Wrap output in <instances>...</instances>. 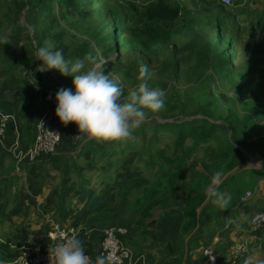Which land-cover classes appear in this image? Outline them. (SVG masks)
Listing matches in <instances>:
<instances>
[{
	"label": "trees",
	"instance_id": "obj_1",
	"mask_svg": "<svg viewBox=\"0 0 264 264\" xmlns=\"http://www.w3.org/2000/svg\"><path fill=\"white\" fill-rule=\"evenodd\" d=\"M104 1L105 4H102ZM115 1L50 0L48 8L58 3L63 18H66L68 12L97 11L102 8V15L97 13L98 17L91 21L88 33L86 28L87 37H80L78 46L75 45L67 57H83L86 52H92L97 57V49H101L107 57L112 50L107 36H116L117 31L121 33L124 30L126 33L122 34V38L117 37L119 49L125 50L124 57L119 62H110L116 65L113 69L126 86L127 90H122L126 95L128 90L138 85L139 65L147 64L151 71V78L147 81L149 86L164 89L166 93L165 105L161 109L163 113L147 114L146 119L150 120H145L139 128L133 130L132 139L107 142L102 147L98 146L97 140L88 139L71 150L74 148H69L73 145L70 142L71 135H65L61 140V152L68 148L71 151L64 156V162L57 166L58 170L63 174L68 170L77 175L78 186L84 188L92 181V177L86 178L80 168L92 170L102 180L112 181L110 171L114 166L122 165L131 154H135L134 160L144 165V169L138 172L144 175L142 178L145 181L136 186L132 178L128 179L119 187L113 200L90 204L88 218L97 223H107L118 221L124 214L130 213L133 215L132 229L147 234L156 225L167 195L176 191L179 203L175 206L177 210L174 206L172 208L178 216L175 226L177 245L173 247L169 243L166 254L175 256L177 264H208L203 250L212 244L216 234L220 236L219 244L223 249L229 240V233L220 230L221 217L238 208L241 196L255 188L264 173V168L240 167L247 163L246 153L254 151L249 142L254 136L253 131L260 127L257 122L261 118L255 117L256 111L253 108L246 114L240 113L247 80L242 82L241 87H234L238 77L264 76V8L243 7V0H235L228 6L219 0H199L203 4L200 6L201 13L194 14L176 0H146L139 4L128 2L120 6ZM197 3L193 2L195 6ZM41 4L42 0H0V7L9 10L5 17L10 20L14 16L12 24L19 35L25 33L17 23L22 7L25 5L26 8L31 6L38 9ZM121 7H125L126 12ZM244 14L247 18L243 20L241 18ZM81 23L83 28L87 19L81 17ZM29 34L27 30L26 36ZM37 38L36 34L32 36L34 42ZM33 41L27 58L24 56L19 59L17 53L18 65L23 63L25 67H37L42 63L35 58L36 49L42 44L39 42L34 45ZM7 43L19 46L16 37L0 41L2 45ZM247 43L254 53L250 54L249 66L237 72L233 67V53L242 54ZM156 59L163 63V68L157 72L164 77L167 75L164 80H157L155 77H158V73H152L150 61ZM13 63L0 45V89L12 79L22 77L14 69ZM51 72V79L46 78L45 81L50 84L57 82L56 91L65 85V88L73 87L71 83L67 85V78L57 70ZM168 78L176 83L188 84L185 91H189V96L179 95L176 85L167 84ZM233 88L236 99L229 96ZM216 89L218 96L215 95ZM54 91L50 90L51 93ZM75 133L72 132V136L78 135ZM35 137L34 134L33 139ZM8 141L12 142L11 139ZM258 153L264 155V150ZM55 155L58 154L44 155L33 162H25L21 169L27 176L30 166L41 159L49 162ZM79 159L83 160L84 166H80ZM233 170L218 186L219 191L230 196L227 208L220 209L208 198L205 188L216 171H222L225 176ZM15 174L17 177H13H21ZM121 201L125 204L124 214L117 212ZM54 204L52 209L55 208L56 212L65 206L62 197L59 203ZM167 218L173 219L175 216L170 217L168 214ZM57 221L65 225L59 214ZM250 221L251 218L247 228H250ZM253 235L254 248L250 246L246 252L232 256L231 264H264V227ZM13 239L16 238L7 237L0 241V259L7 264H15L23 252L22 247L37 243V240L29 245L20 242V248H16L12 245ZM122 239L129 247L125 236ZM256 250L259 257L253 258ZM137 252H140L139 248ZM222 258L223 255L220 260ZM218 264L227 263L221 261Z\"/></svg>",
	"mask_w": 264,
	"mask_h": 264
},
{
	"label": "rangeland",
	"instance_id": "obj_2",
	"mask_svg": "<svg viewBox=\"0 0 264 264\" xmlns=\"http://www.w3.org/2000/svg\"><path fill=\"white\" fill-rule=\"evenodd\" d=\"M143 1L146 0H116L115 2L118 3V5H123L126 4L128 2H132L134 4H139V3H143ZM177 2H179L181 5H184L188 8V10L194 14H199L201 13V8L200 6H203L202 2L199 1L197 3V6H195L193 4V2L191 0H176ZM235 1V0H233ZM50 3V0H42V4L40 6V8L38 9H33V7H25V5L22 7V11L18 16V21L17 23L22 26L23 30L25 31L24 34L19 35L18 33L15 32L13 24H12V20L14 19V16L9 20L7 17H5V14L9 12L8 8L6 7H0V36H3L6 38H10V37H16L18 40V44L19 46H14L13 43H7V44H0L2 50L4 51V53L9 57L10 61L14 62V69L17 70V72L19 74H21V78H16L13 82H11L9 89H12L15 92V94L17 96H19L20 92L23 91L24 92V97L22 98L21 102L19 101L18 103L16 102V106L17 108H21V110H23V108H25V114L22 116L23 121L26 120V124L29 121V124L27 126V128L24 129L23 131V135L21 136L20 133H18V131H16L15 128V133H14V137H10L8 135L9 133V126H11V120L10 117L7 113L0 111L1 114L7 115L8 116V128H7V136H8V140L11 139L12 141H19L23 147H28L30 145L33 144L34 140L33 136L35 134L36 136V123L38 122L39 118L37 119L35 126H33L32 122L30 121V118H28L30 116V108H26L29 107V104L34 105L37 102L38 96L40 94H42L44 91L49 92L50 90H56L57 88V82L56 83H48L45 81L46 78L51 79V77H49V73H52L51 70H46V71H38V66L41 64L39 63L38 66L36 67H25V65L22 63L20 65L17 64L18 61V52H19V59L21 57H26L28 56V54L30 53V43L33 41L32 40V36L35 34L37 35V40H35V42L33 41L34 45H37L40 42V45L45 42V41H53L55 42L56 46L61 48L64 52L65 57L69 56L72 52L73 47L76 45V47L78 46V39L80 37H87L86 33V28H87V33H88V27L91 23V21L97 19L98 15L97 13H99V15H102L103 13V9L99 8L97 11H85V10H81V11H75L76 13H67L65 14L66 18H63L61 16V12L59 10V6L58 3H53L51 8H48ZM102 4H105V1L102 2ZM243 7L245 6H251L253 8H257V9H263L264 8V0H243ZM199 7V8H196ZM125 12L126 10L124 9L125 7H121ZM120 9V7L118 8ZM84 12V13H83ZM81 17L87 19V23L83 24V28H82V23L79 24L81 22ZM247 15L244 14L242 16L241 19H246ZM239 24L242 25V23L238 22ZM250 24V23H249ZM30 31V34L28 36H26V31ZM124 30H122L123 32ZM118 33L116 36H111L108 37V44L109 46L112 47L111 52H109V55L107 57H105L103 55V53L100 51L101 49H97L96 51H98V58L97 60H103L104 63L102 65V70L105 74H110V77L121 84V87L123 88V90L125 91L126 86L121 82V80L118 77V72L115 71V66L116 65H112L110 64V62L112 61H117L119 62V60L124 57L125 54V50L124 48H122V50L119 49L118 47V41H117V37L120 39L122 38V34L126 33L125 31L123 33ZM29 38V40H28ZM248 42V41H247ZM93 43V42H92ZM19 47V48H18ZM251 45L249 43H247L245 50L243 51L242 54H239L237 52H234V61H233V67L235 68V70L238 72L240 70L245 69L246 66H249L250 61H249V57L250 54L254 53V51L250 48ZM244 53L246 56H244ZM257 54V53H255ZM259 54H257L256 56H258ZM254 56V55H253ZM26 61V59H24ZM118 67H122V65H119ZM150 67L152 68V73H158L157 71L161 70L163 68V63L161 60H153L150 61ZM53 74V73H52ZM158 77H155L157 80H164V78L167 76L165 75H160L158 73V75H156ZM67 79L65 80V82H67V85H70V83L72 84V77L70 76H65ZM63 79V78H62ZM64 80V79H63ZM235 84L234 87H241L243 85V81L247 80V85H244V94L243 95L244 98V102L242 107H240V113L242 114H246L247 111L252 110V108L256 111L254 112L256 114V118H261L259 119V121L257 123H262V126H260L257 130H254V136L252 138V140L249 142L250 146L252 145L253 147H251L252 150H254L252 153H246L247 154V163L244 165V168H257V166L259 165H264V155L263 154H259V152L264 150V146H257L260 142L264 141V135H261L262 133H264V76H261L259 74V76H256V78H251V77H243L242 79L240 77H238L237 79H235ZM167 84L171 85L174 84L176 85L177 89L179 90V95H181L182 97L187 95L189 96V91H185L186 89H188V84L183 83H176L175 81H173L172 79H166ZM61 82V81H60ZM62 83V82H61ZM60 85L63 86V83ZM59 85V86H60ZM66 87V85H65ZM229 87H231L229 85ZM28 90V92L26 91ZM127 90V89H126ZM232 91L229 92V96L231 95L232 98L236 99V96L233 92H235L234 88L231 89ZM13 92V91H12ZM216 96H218L219 92L216 89L215 92ZM195 95V94H193ZM36 96V97H35ZM34 98V100L31 101V99ZM217 98V97H216ZM16 101V100H15ZM29 102V104H28ZM32 102V103H31ZM263 105V107H261ZM52 106V105H51ZM53 107V106H52ZM49 109H52L50 107H47ZM54 108V107H53ZM53 112L55 113V108L52 109ZM219 111V110H218ZM163 111L160 110L158 111L156 114H162ZM16 116V115H15ZM159 116V115H157ZM24 117V118H23ZM263 119V120H262ZM145 120H150L149 118ZM56 122H58V125L60 127L61 133H62V139L63 137H66L65 135H69L72 129H70V123H68L67 125H64L59 118L56 116ZM33 126V127H32ZM69 126V127H68ZM75 130H78L76 124H75ZM259 133V134H258ZM80 134V133H79ZM72 138V142L71 144H73L71 147H74L71 150H74L76 148V146L78 144H83L86 141L84 140H88L87 138L83 139L84 142H82V140H77L75 138V136H71ZM61 139V140H62ZM107 142H102V141H98L97 144L99 147L104 146V144H106ZM61 147H62V143L58 145L56 151L54 154H58L56 155V157H54L53 160H50L49 163H47L43 168L40 169H36V171L33 169V171H30L29 175L27 174V176L25 175L26 173L24 172V175H21V182H28L29 185H31V188L29 189L30 192L28 193V195H35L38 194L37 196L42 195L41 199L39 200L40 204L33 202V201H29L28 200V213L25 215L27 218L25 219L23 216H18V217H13V219H7L4 222H2L1 224H3V230L4 232H8L9 234H17V235H10V237H15L17 240V244H18V240L20 241H27L26 243H33L32 241L34 240V233L36 231H39V228H44V226L46 225V218L40 219L38 216H36L34 214V212H37V210L45 212L47 214H50L56 221L58 219V214L61 216L62 222L65 223L66 225H71L73 223L74 220H78L79 223V238H87V236L85 235V232H87V227L88 226H92V229L95 230H99L100 228L102 229V227H108V226H128L131 222V220L133 219V215L130 213H123L124 210V202L121 201L118 207L117 212L118 213H123L124 215L121 217V219H119L118 221H107V223L105 222H100L97 223L95 221H93L94 223H92L90 221V219L88 217H86V213L84 212V208H85V203H83L82 198L85 197L86 195H89V192H93V189H89L91 191H85L83 193H80L79 195H75L72 196L71 200L69 203H66V205L63 207V210L60 209L58 212L52 209V207H55L54 202L52 201V197H56V194L58 195V192L60 191V187L63 183H70L73 184V182L76 180V175L73 174L72 172H68V170H66L63 173H60L59 170H56L59 166L61 165L64 161V156L67 155L66 151H62L61 153H58L61 151ZM68 148V149H69ZM116 150V149H115ZM135 154H131L122 165L116 167L114 166V168L110 171L111 176L113 177L112 181H105L102 180V178L100 176H98L97 174H93L92 170H87L85 171L86 178L92 177L93 182L91 186H94L96 188V194L102 198H105L106 200H112L115 196V194L117 193V191L119 190L118 188L124 184V182H126L128 179L132 178L136 184V186H138L139 183H142L145 181V179L142 178V176L144 175H140V173L138 172V170L140 169H144V165L142 162H136L135 160ZM78 163L80 164V166H83V160L79 159ZM98 165H102L101 162L98 163ZM54 168V170H53ZM80 169H83L80 168ZM108 173V172H107ZM106 173V174H107ZM230 173V172H229ZM147 174V173H146ZM25 180V181H24ZM72 180V181H71ZM251 190V189H249ZM253 191V190H252ZM175 192L176 191H172L171 193H169L165 199V202L163 204V208L166 209H172V207L177 206L178 200L176 199L175 196ZM260 192H264V189L261 191H258L255 193L254 199L253 196L250 199V201H248L247 203L241 205L238 209H236V211H234L233 214H238L239 211L245 212L246 215H251L249 214V212L251 211V209L253 207H255L254 210H252L253 212H256L259 209H263L264 210V198L262 197L263 195L260 194ZM22 193V192H20ZM86 194V195H85ZM30 197V196H29ZM36 196H34L35 198ZM37 198V197H36ZM132 198V196H131ZM208 201V199H206L205 203ZM37 205H36V204ZM90 201L87 202V204H89ZM11 206V214H17V210H19L22 206V204L19 205H14L13 203L10 204ZM13 206V207H12ZM247 206V207H246ZM16 207V208H14ZM246 207V208H245ZM177 210V207H175ZM179 208V207H178ZM245 208V209H244ZM201 209V207H200ZM244 209V210H243ZM250 210V211H249ZM31 212V214H30ZM80 213L81 216L79 217H74V215H76L77 213ZM258 212V211H257ZM18 215V214H17ZM14 216V215H13ZM22 217V218H20ZM74 221V222H76ZM12 222L14 223V227H12ZM31 223V230L28 232H32V233H28L25 236L19 234V229L24 226V223ZM29 223V224H30ZM237 223V221H236ZM238 224V223H237ZM245 225H247V222L245 221ZM33 228V229H32ZM127 228V227H125ZM127 228V229H128ZM89 229V228H88ZM132 230V229H131ZM129 230V234L130 231ZM12 232V233H11ZM218 235V234H217ZM131 239L134 237H137L138 235L135 234V232L131 233ZM131 241V240H130ZM214 242V240H213ZM210 246L214 247L215 250V254L217 256V264L222 262L225 263H229V261L227 262L226 259L227 257H229V254H231L234 250V248H236V244L233 245L231 248H229V246H227L228 241H226L225 243V247L224 249L221 247V245L217 242V243H213ZM16 244V242H15ZM27 244V245H28ZM240 244V243H238ZM131 249V248H130ZM132 250V249H131ZM133 252V259H134V263L133 264H153L150 257L149 256H145V257H140V253H136L135 250H132ZM223 255L224 258H222L220 260V256ZM233 256V255H232ZM138 257H139V261H138Z\"/></svg>",
	"mask_w": 264,
	"mask_h": 264
},
{
	"label": "clouds",
	"instance_id": "obj_3",
	"mask_svg": "<svg viewBox=\"0 0 264 264\" xmlns=\"http://www.w3.org/2000/svg\"><path fill=\"white\" fill-rule=\"evenodd\" d=\"M5 37L0 36V41ZM35 58L42 61L38 71L57 70L62 76L72 77V88L60 87L55 93V115L67 125L75 123L77 140L94 139L118 142L132 139L133 130L139 128L146 115L160 111L165 105L166 93L159 87H150L149 66L139 65L138 85L125 95L121 84L102 70L103 60L92 52L83 57H65L53 41H45L36 49ZM224 173L216 171L205 191L212 203L227 208L230 196L218 190ZM50 264H89V257L76 234L60 233L59 240L49 246ZM0 264H6L0 259ZM93 264H113L111 253L99 255ZM247 264V262H245Z\"/></svg>",
	"mask_w": 264,
	"mask_h": 264
},
{
	"label": "crops",
	"instance_id": "obj_4",
	"mask_svg": "<svg viewBox=\"0 0 264 264\" xmlns=\"http://www.w3.org/2000/svg\"><path fill=\"white\" fill-rule=\"evenodd\" d=\"M191 1L197 3V1H199V0H191ZM15 79H12L11 82H13ZM11 82L4 85L0 89V111L7 113L10 117L11 126H9L8 135L10 137H14L15 128H16V131H18V129H19L18 133H20V135L22 136L24 129L27 128V126L29 124V121L27 122V124L25 122L26 120L23 121L22 116L25 114L26 109L23 108V110H21V108L20 109L17 108L16 102L17 103L19 101L21 102L22 98L24 97V92L21 91L19 93L20 95L17 96L15 94V92H17V91L9 89ZM26 91L28 92V90H26ZM55 93H56V90L53 93H51L50 91L49 92L44 91L42 94H40L38 96L39 99H37L35 107H34L32 102H31L32 104H29V102H28L29 107L26 106V108L33 109V110H30V116L28 117V118H30V121L32 122L33 126H35V123H36L37 119L39 118L40 114L43 113V111L45 109H47V107H50L52 109H54L56 107ZM32 100H34V98H32L31 101ZM69 125H70V129H72L71 131H69L71 136H72V132L75 133L77 131L75 134H79V130H75V123L71 122ZM259 125L262 126V123H259ZM261 135H264V133H262ZM84 141L87 142V140H84ZM260 143L264 146V141H262ZM65 151H66V154H68V153L70 154L71 150L66 149ZM58 153H61V151ZM47 163H49V162L46 159L39 160L38 162H36L32 166H30L31 168L29 169V173H30V171H33V169L36 171V169L43 168ZM83 166H84V163H83ZM262 168H264V165H259V166H257L256 169H262ZM86 169L87 168H83V169H80V171H82V173L86 175V173H85V171H87ZM53 170H54V168H53ZM56 170H58V168ZM15 173H16V164H15L14 159L11 156L7 155L4 152V150L0 147V241L5 240L7 237H10V235H17V234H9L8 232H4L3 226H2L3 224H1L2 222H4L7 219H13V217L15 218L18 216H23L26 219L27 217L25 215L29 212L27 199H29V201L36 202L38 204H40L39 200L43 201V199H41L42 195H40V196H37L38 194L28 195V193L30 192L29 189L31 188V185H29L28 182L22 183L21 182L22 180L20 177H18V178L13 177V176H16ZM29 173H28V175H29ZM77 178H78V176L76 175V180L73 182V184L66 183V182L63 183L60 187V191L58 192V195L56 194V197H54V198L52 197V201L54 203H59L60 198L62 197L63 202L66 205V203L70 202L72 196L79 195L80 193H83L87 190L91 191L93 189V192H91V193L89 192L88 196L85 194L86 196L82 198L83 203H85V208H84L85 211L84 212L86 213V217H88V214H89L88 211H90V206H89L90 204L97 203V202L102 201V200L108 201V199L106 200L105 198H102L96 194V192H97L96 188L94 186H91L93 179L88 185H86V187L82 188V187L78 186L79 184L77 182ZM89 189H91V190H89ZM263 189H264V173H262V176H261L260 180L258 181L257 186L255 188L251 189V191L253 190V198L252 199H254L256 192L261 191ZM20 192H22V193H20ZM260 194L263 195L262 197L264 198V192H260ZM34 196H36L37 198L36 197L34 198ZM88 201H90L89 204H87ZM11 203H13V206L22 204V206H20L21 208L19 210H17V212H16L18 215L13 214L14 215L13 216L11 214L12 213L11 212V206H10ZM241 205H243V204H241ZM241 205H239L238 208ZM14 208H16V207H14ZM254 209H255V207H253L251 209V211L249 210L250 211L249 214H251V215H248V214L246 215V213L242 212V211H239L238 214H233L234 211H236V208H234V209H232V211L230 213H227L221 217V228H220V230L229 233L228 234L229 240H228V244H227V246H229V248H231L235 244H236V248H234V250H236L242 244L243 245L245 244L249 248H250V246H253V248H254L255 237L253 234L256 232L251 231V229H252L251 225H250V228H247V226L245 225V221L248 222L249 218H252V216L256 213H259V212L264 213L263 209H259V210H257L258 212L256 211V212L252 213V210H254ZM175 212L176 211L173 208L171 210L166 209V208H162V210H160L158 213L159 218L157 219L156 225L147 234L139 233L136 230L134 231V229H132V227H131L132 226L131 225L132 220L129 224L130 228H128V226H125V225L124 226L120 225L118 227H123V228L127 227L128 228V229L125 228L127 230V233L125 235V239L127 240L129 247L132 250H135L136 253H138L137 249L138 248L140 249V252H139L140 257H145L146 255L149 256L153 264H177L175 256L170 257L166 254L168 251L169 243L172 244L173 247L177 245V235L175 233L176 232L175 226L177 224L176 222L178 220V216H177V214H174ZM30 214H31V212H30ZM34 214L36 216H38L40 219H42V217L45 218V215L42 213V211L37 210V212H34ZM168 214L170 217L175 216V218L168 219L167 218ZM80 216H81V214L79 212L76 215H74V217H78V219ZM20 218H22V217H20ZM74 221H76V220H74ZM74 221L71 225L79 228L78 227L79 226L78 220L76 222H74ZM236 221L238 224L236 223ZM91 222L94 223L93 221H91ZM250 222H249V224H250ZM29 223L30 222H28L27 224L24 223L23 228L21 227L19 229V234L25 236L28 233H32V232H28L31 230V223L30 224ZM45 223H46V225L44 226V228H41V229L39 228V231L33 232L35 235L34 240L32 241L33 243L36 242V240L39 236H45L46 233L48 232L49 226H48L47 222H45ZM227 224L229 225V227L225 228V225H227ZM12 227H14L13 222H12ZM104 228H105V226L102 227V229L100 228L98 231L97 230L94 231L92 229V226H88L87 232H85V235H84V236H87V238L81 239L84 248L89 249L93 252L96 251V249L98 248V245H99L101 232ZM129 230H131L130 234H129ZM132 231H133V233L135 232V234H137L138 236L131 239ZM217 234L214 238L213 243H217V242L219 243L221 240L220 236ZM187 240H188V238L186 239V241ZM15 242H16V244H15ZM20 242H23L24 245L28 244V243H26L27 242L26 240L25 241L18 240V244H17V240L13 239L12 245L16 248H20V247H18ZM238 243H240V244H238ZM29 244H32V243H29ZM234 250L231 254H229V257H227V259H226L227 262L229 261L228 264L232 263V255L234 256ZM253 253H254L253 258L259 257V252H257V250L254 251ZM138 261H139V257H138Z\"/></svg>",
	"mask_w": 264,
	"mask_h": 264
},
{
	"label": "built area",
	"instance_id": "obj_5",
	"mask_svg": "<svg viewBox=\"0 0 264 264\" xmlns=\"http://www.w3.org/2000/svg\"><path fill=\"white\" fill-rule=\"evenodd\" d=\"M224 5H231L233 0H219ZM8 116L0 113V147L4 152L12 156L16 164V173L21 176L24 171L21 165L25 162H33L44 155L54 154L58 145L61 143L62 133L56 115L52 109H45L36 123V137L32 145L23 147L15 140L8 141L7 136ZM253 196V191L248 190L239 200V205L247 203ZM49 229L45 236H39L37 243L22 247L23 252L18 257L15 264H50L49 246L59 240L60 233L65 235L76 234L79 237V228L73 225H63L56 221L50 214L45 215ZM229 225H225L228 228ZM264 227V213L259 212L251 218V231L258 232ZM127 233L123 227L108 226L101 232V238L96 251L90 252L85 249L89 257V264H93L99 255L111 253L113 264H133V252L125 245L122 237ZM248 250L245 244L234 250V256ZM203 254L208 264H217V256L213 246L204 248Z\"/></svg>",
	"mask_w": 264,
	"mask_h": 264
},
{
	"label": "water",
	"instance_id": "obj_6",
	"mask_svg": "<svg viewBox=\"0 0 264 264\" xmlns=\"http://www.w3.org/2000/svg\"><path fill=\"white\" fill-rule=\"evenodd\" d=\"M240 167H242V168H244L245 166H240ZM236 170V169H235ZM235 170H233V171H231L230 173H228V174H226L225 176H224V178L223 179H225L228 175H230V174H232ZM208 199V198H207ZM200 211V208L198 209V212ZM197 228V227H196ZM195 228V229H196Z\"/></svg>",
	"mask_w": 264,
	"mask_h": 264
}]
</instances>
